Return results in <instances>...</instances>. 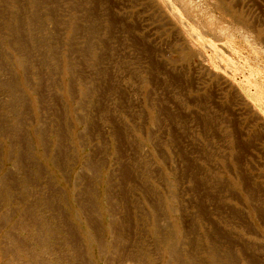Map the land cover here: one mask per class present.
Masks as SVG:
<instances>
[{
    "label": "rangeland",
    "instance_id": "1",
    "mask_svg": "<svg viewBox=\"0 0 264 264\" xmlns=\"http://www.w3.org/2000/svg\"><path fill=\"white\" fill-rule=\"evenodd\" d=\"M31 1L0 0V264H94L115 214L128 264H264V0Z\"/></svg>",
    "mask_w": 264,
    "mask_h": 264
},
{
    "label": "bare ground",
    "instance_id": "2",
    "mask_svg": "<svg viewBox=\"0 0 264 264\" xmlns=\"http://www.w3.org/2000/svg\"><path fill=\"white\" fill-rule=\"evenodd\" d=\"M52 1V0H51ZM59 1V0H58ZM14 3V2H13ZM32 5L37 6L40 3V0H32L30 2ZM47 5V4H46ZM27 8V7H26ZM28 10V9H27ZM14 13V12H12ZM17 14V13H16ZM20 14V13H19ZM30 20V19H29ZM28 20V21H29ZM51 20V19H50ZM34 19H31L33 23ZM22 22V21H21ZM30 22V21H29ZM36 23V22H35ZM27 24V23H26ZM31 24V23H30ZM45 24V23H44ZM29 25V24H28ZM46 27V25L44 26ZM14 28V27H13ZM37 28V27H36ZM16 29V27H15ZM23 31V30H22ZM53 32V31H52ZM55 36V35H54ZM27 37V36H26ZM45 37V36H42ZM47 39L46 37L44 38ZM46 42V41H45ZM44 42V43H45ZM88 217V216H87ZM135 217V216H134ZM133 218V217H132ZM80 219V218H79ZM83 219V218H82ZM125 219V218H124ZM130 219V218H129ZM143 219V218H142ZM81 220V219H80ZM141 220V219H140ZM84 221V220H83ZM119 219L117 215H111V217H103V229L104 234L98 238L94 234L86 228V226H81L79 233L83 237V246L87 256L94 261V264H128L134 262L136 260V256L131 249L126 248L124 245H120V241L123 238L122 234L119 231L121 227ZM124 222V221H123ZM122 222V223H123ZM82 223V222H81ZM85 223V221H84ZM130 223V222H129ZM141 223V222H140ZM90 224V223H89ZM85 225V224H84ZM132 225V224H131ZM130 225V226H131ZM95 226V225H94ZM129 226V227H130ZM134 226V225H133ZM141 226V224H140ZM101 227V226H100ZM128 227V226H126ZM136 227V226H134ZM133 227V228H134ZM139 227V226H138ZM131 229V228H130ZM140 229V228H139ZM96 230V228H95ZM127 230V229H126ZM125 230V231H126ZM133 230V229H132ZM79 231H77L78 233ZM97 232V231H96ZM127 232V231H126ZM75 233V232H74ZM98 233V232H97ZM101 233V232H100ZM131 233H134L131 231ZM132 235V234H131ZM140 235V233H139ZM230 235V234H229ZM54 236V235H52ZM128 236V235H127ZM72 237V236H71ZM106 241H104L102 238ZM130 237V236H129ZM207 237V236H206ZM108 238V239H107ZM142 239V238H141ZM174 239V238H173ZM126 240V239H125ZM132 240V239H131ZM139 240V239H138ZM76 242V241H75ZM133 242V241H132ZM139 242V241H138ZM70 243V242H69ZM142 243V242H141ZM80 244V243H79ZM132 244V243H131ZM136 244V243H135ZM218 244V243H217ZM229 244V243H228ZM75 246V245H74ZM130 246V245H129ZM142 246V245H141ZM137 247V246H136ZM139 247V246H138ZM144 247V246H143ZM146 247V246H145ZM144 247V248H145ZM75 248V247H74ZM221 249V248H220ZM139 251V250H138ZM167 253H170V257H167L165 264H174L175 262H179V257L177 256V251H175V243L171 244L167 243ZM214 251V250H213ZM143 252V250H142ZM146 252V251H145ZM138 253V252H136ZM141 253V252H140ZM230 253V252H229ZM247 253V252H246ZM143 254V253H142ZM169 255V254H167ZM213 255V254H212ZM226 255V254H225ZM38 256L37 251L33 255V259ZM253 256V255H252ZM228 258V257H227ZM251 258V257H250ZM213 259V258H212ZM211 259V260H212ZM51 260V259H50ZM156 260V259H155ZM53 261V260H52ZM147 261V260H146ZM51 262V261H50ZM231 262V260H230ZM253 262V261H252ZM213 263V262H212ZM218 263V262H217ZM35 264H43L39 260L36 261ZM59 264V263H56Z\"/></svg>",
    "mask_w": 264,
    "mask_h": 264
}]
</instances>
